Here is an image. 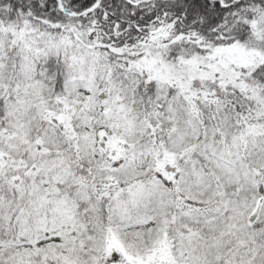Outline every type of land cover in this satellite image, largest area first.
I'll use <instances>...</instances> for the list:
<instances>
[{"label":"snow or ice","instance_id":"snow-or-ice-1","mask_svg":"<svg viewBox=\"0 0 264 264\" xmlns=\"http://www.w3.org/2000/svg\"><path fill=\"white\" fill-rule=\"evenodd\" d=\"M0 264H264V0H0Z\"/></svg>","mask_w":264,"mask_h":264}]
</instances>
